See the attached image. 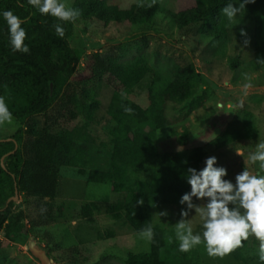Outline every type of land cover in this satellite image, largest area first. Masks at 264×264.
<instances>
[{"label": "trees", "instance_id": "16d2710c", "mask_svg": "<svg viewBox=\"0 0 264 264\" xmlns=\"http://www.w3.org/2000/svg\"><path fill=\"white\" fill-rule=\"evenodd\" d=\"M162 1L139 0L121 8L111 0H74L71 7L79 9L80 16L64 22L41 15L28 0H0V12L12 10L24 21L25 43L30 49L28 53L12 51L7 25L0 16V96L13 115L10 124L14 127L11 135L0 134V229L6 239L27 243L30 233L26 221L37 229L61 216L63 208H58L54 215L49 201L58 195L62 168L70 167L88 182L109 184L113 192L124 194L107 206L106 211L114 220H125L135 233L152 225L150 250L128 252L125 264H201L197 252L179 250L173 231L155 225L152 206L180 205V197L190 191L183 174L189 167L200 170L204 164L205 147L198 146L190 152H161L156 144L158 130L171 124L166 115L167 104L194 99L205 83L203 74L193 64H173L162 75L151 65L147 37L135 43L137 54L131 58L125 44L108 45L90 53L85 47L71 44L79 23L86 25L82 31L95 22L104 26L147 25L159 13L169 14L179 30L196 27L201 36L226 44L229 22L220 9L228 0H189L191 7L173 13L161 8ZM245 9L255 27L251 67L264 69V0H255ZM56 23L64 28L62 37L55 33ZM232 63L236 69L238 63ZM82 64L88 78L76 85ZM100 84L111 89L107 113L112 125L108 128L110 140L103 146L108 148L104 157L94 139L73 132L79 117L89 125L100 124ZM137 90L147 92L146 108L129 100ZM124 106L132 112L126 113ZM251 116L250 113L245 117L243 133L224 132L211 140L208 147L223 149L244 138L256 139L258 130ZM5 155L3 166L1 159ZM16 190L21 202L16 205L10 201L6 207ZM140 199L144 201L142 205L136 203ZM22 207L25 210H18ZM100 211L95 202H88L78 215L94 223V213ZM250 239L251 236L228 254L245 264H261L258 250L251 253Z\"/></svg>", "mask_w": 264, "mask_h": 264}, {"label": "rangeland", "instance_id": "374dc122", "mask_svg": "<svg viewBox=\"0 0 264 264\" xmlns=\"http://www.w3.org/2000/svg\"><path fill=\"white\" fill-rule=\"evenodd\" d=\"M73 1L65 0L70 7ZM111 2L127 8L139 0ZM192 5L189 0H163L160 4L162 9L170 13L179 12ZM237 18L238 20L228 26L226 44L225 41L219 42L201 36L196 27L179 30L172 23L169 14L163 13H159L147 25L113 23L104 26L95 22L88 25L86 31H82L86 25L79 23L71 37V44L85 47L88 53L99 51L108 45L125 44L130 48L131 58L137 54L135 43L142 37H147L151 65L162 75H166L173 64L181 67L195 65L198 72L203 74L205 83L194 99L167 104L166 115L171 124L158 130L156 144L161 152H190L195 147H205L206 158L217 157L218 166L227 169L226 178L234 182L236 174L243 168L253 174H264L258 163L252 164L247 159L248 153L255 150L256 143L264 141V69L253 70L251 67L254 58V20L246 9ZM241 30L245 35H241ZM262 39L264 40V16ZM232 60L238 63L236 69L232 67ZM79 70L80 73L75 79L76 85L88 78L83 64ZM246 83L251 85L247 90L243 87ZM97 93L101 103L98 110L100 124L92 126L83 117H79L73 132L94 139V145L104 157L108 148L103 146L110 140L108 128L112 125L107 113L111 89L100 84L97 86ZM128 98L144 108L149 105L148 94L144 90H137ZM250 113L252 124L258 130L256 139L244 138L223 149L208 147L211 140L224 132L243 133L245 117ZM0 130L2 135H11L14 127L10 123H4V126L0 125ZM239 150L244 152V156L236 154ZM204 166L205 164L202 168ZM123 195L113 192L109 184L90 183L76 169L63 167L58 195L53 201H49L54 215L58 208H63L59 213L61 216L37 229L26 221L30 233L28 239L34 238L47 251L52 264H125L124 256L128 252H148L150 242L138 238L125 220H114L107 213V206L117 202ZM20 202L21 198L15 201L16 205ZM88 202H95L101 210L94 213V223L86 222L78 215L81 207ZM193 203L199 204L200 201L193 198ZM182 208L186 206L154 204L152 212L155 225L174 232V224L180 220ZM18 210H25V207ZM162 211H166L168 215H155ZM188 218L194 232L202 231L201 222L194 209L190 211ZM0 241V264H41L27 248L28 240L27 243L10 241L0 229ZM250 246L251 253H257L259 241L254 236H251ZM191 250L198 253L201 264H245L229 254L209 255L203 245Z\"/></svg>", "mask_w": 264, "mask_h": 264}, {"label": "clouds", "instance_id": "9594fccd", "mask_svg": "<svg viewBox=\"0 0 264 264\" xmlns=\"http://www.w3.org/2000/svg\"><path fill=\"white\" fill-rule=\"evenodd\" d=\"M41 15H50L59 21L70 22L80 16L79 9L68 6L65 0H28ZM255 0H228L220 9L229 24L238 20V14L244 13L245 7ZM238 5V6H235ZM9 35V45L12 51L28 53L30 51L25 43L26 30L24 23L12 10L0 12ZM58 36L64 35L62 24L53 25ZM241 35H245L241 30ZM247 44V41H245ZM251 85L244 84L247 90ZM126 113H131L130 107L124 106ZM13 115L9 110L5 98L0 96V124L11 123ZM239 156H244L242 150L236 151ZM247 159L252 164H257L264 170V141H258L255 150L248 153ZM205 166L197 170L189 167L183 174L190 186V191L185 192L179 200L180 205L186 206L180 211V220L174 224V237L178 248L182 252L203 245L209 255H225L241 246L242 241L254 236L259 241L258 256L264 264V174L251 173L247 168L236 174L234 182L227 179V169L218 166L217 157H207ZM193 198L200 201L193 203ZM143 199L137 204H143ZM194 209L201 222L202 231L194 232L190 222L189 213ZM155 215L167 216L166 211ZM138 238L151 242L154 230L151 224L141 228ZM170 241L172 237L169 238Z\"/></svg>", "mask_w": 264, "mask_h": 264}, {"label": "water", "instance_id": "95a60500", "mask_svg": "<svg viewBox=\"0 0 264 264\" xmlns=\"http://www.w3.org/2000/svg\"><path fill=\"white\" fill-rule=\"evenodd\" d=\"M6 140L9 141L11 139H6ZM16 149H17V145H16L15 150ZM15 150L12 153H14ZM6 156L7 155L3 156L1 159L3 166H4V159ZM18 199H19V193H18V190H16L15 195L8 200L6 207L8 206L10 201H18ZM27 248L34 255V257H36L41 262V264H52V259L49 257L47 251L45 249L41 248L37 244V242L34 238L28 239Z\"/></svg>", "mask_w": 264, "mask_h": 264}]
</instances>
